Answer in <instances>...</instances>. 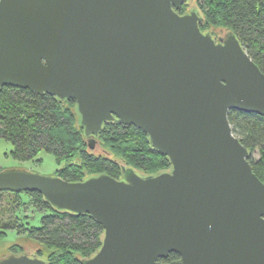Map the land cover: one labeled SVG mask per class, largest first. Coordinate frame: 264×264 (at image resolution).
I'll use <instances>...</instances> for the list:
<instances>
[{
	"label": "water",
	"instance_id": "1",
	"mask_svg": "<svg viewBox=\"0 0 264 264\" xmlns=\"http://www.w3.org/2000/svg\"><path fill=\"white\" fill-rule=\"evenodd\" d=\"M188 2L0 0V87L74 99L90 148L116 121L171 162L83 180L0 170V190L39 191L103 225L83 264H264V181L228 118L264 115V72L235 33L217 39L200 10L180 12ZM0 264L48 262L21 252Z\"/></svg>",
	"mask_w": 264,
	"mask_h": 264
},
{
	"label": "trees",
	"instance_id": "2",
	"mask_svg": "<svg viewBox=\"0 0 264 264\" xmlns=\"http://www.w3.org/2000/svg\"><path fill=\"white\" fill-rule=\"evenodd\" d=\"M196 2L197 7L201 6L204 22L232 29L264 72V0ZM187 4L180 12H184ZM228 118L235 135L251 151L249 160L254 172L264 181V115L230 109ZM0 138L12 142V154L20 160L34 159L43 150L53 154L62 165L55 174L68 180H83L99 173L117 178L122 175V164L115 157L95 153L90 148L74 99H60L50 93L9 84L0 87ZM96 140L145 174L171 167L169 158L151 146L148 134L133 124L106 122ZM2 194L13 195L10 211L16 219L5 221L3 226L27 233L39 245L35 254L44 257L48 264H83L101 246L103 225L88 213L59 210L39 191L0 190ZM25 205L45 212L39 226L26 225L29 221L20 214ZM4 227L0 229L1 235L6 234ZM21 252L29 253L20 244L10 247V253ZM179 257L173 251L161 260L168 262Z\"/></svg>",
	"mask_w": 264,
	"mask_h": 264
},
{
	"label": "rangeland",
	"instance_id": "3",
	"mask_svg": "<svg viewBox=\"0 0 264 264\" xmlns=\"http://www.w3.org/2000/svg\"><path fill=\"white\" fill-rule=\"evenodd\" d=\"M196 0H189V4L186 5L185 10L191 8H196L200 10L196 4ZM216 29V28H215ZM218 29V28H217ZM218 31V30H216ZM228 33L227 29H222L218 34L226 35ZM13 144L11 141L0 138V170L5 169H26L29 171L38 172L45 175H54L56 171L61 168V164L57 162L55 156L45 150L37 154L34 159L20 160L13 156ZM94 152L103 153L109 157H115L122 165L132 167L128 165L121 158L117 157L114 153H111L108 149L101 146L100 142H96ZM254 157L257 158L258 154L255 152ZM134 168V167H133ZM14 204L13 195L2 194L0 195V229L3 228L4 222L12 219L16 220L10 211V207ZM45 212L34 211L29 205H25L24 209L21 210L20 214L23 215L25 221H29L26 224L28 227L39 226L41 224V217ZM10 227V226H9ZM9 227H4L6 234H0V259L6 257L10 253V247L13 244L22 245L25 250H29L30 254H35L37 252L36 241L29 238L27 233H18L16 230Z\"/></svg>",
	"mask_w": 264,
	"mask_h": 264
},
{
	"label": "flooded vegetation",
	"instance_id": "4",
	"mask_svg": "<svg viewBox=\"0 0 264 264\" xmlns=\"http://www.w3.org/2000/svg\"><path fill=\"white\" fill-rule=\"evenodd\" d=\"M199 8H200V11H201V6L199 5L198 6ZM184 11H185V9H184ZM216 28V29H215ZM218 28V29H217ZM201 29L203 30V31H209V32H211L217 39H220V38H224V37H226V35L228 34V33H235L232 29H228L227 27H216V26H212V25H208V24H206L205 22H204V20L202 21V23H201ZM222 29H227L228 30V33L224 36V35H222V34H218L219 32H221V30ZM216 30H218V31H216ZM87 140H89V138H87ZM96 142H97V140H96ZM96 142L93 144V147H91L92 149H95L96 147H95V145H96ZM121 173H122V175H123V172H124V168L126 167V166H124V165H121ZM141 172V171H140ZM121 175V176H122ZM24 248V247H23ZM24 250H25V248H24ZM27 251V250H26ZM29 251V250H28Z\"/></svg>",
	"mask_w": 264,
	"mask_h": 264
}]
</instances>
